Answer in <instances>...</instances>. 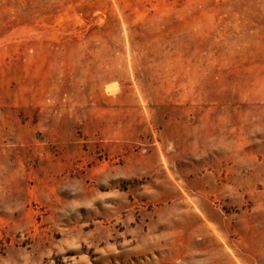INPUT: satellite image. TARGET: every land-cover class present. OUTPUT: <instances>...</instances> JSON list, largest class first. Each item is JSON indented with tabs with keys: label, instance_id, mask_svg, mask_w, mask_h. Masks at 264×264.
I'll list each match as a JSON object with an SVG mask.
<instances>
[{
	"label": "rangeland",
	"instance_id": "obj_1",
	"mask_svg": "<svg viewBox=\"0 0 264 264\" xmlns=\"http://www.w3.org/2000/svg\"><path fill=\"white\" fill-rule=\"evenodd\" d=\"M0 264H264V0H0Z\"/></svg>",
	"mask_w": 264,
	"mask_h": 264
}]
</instances>
